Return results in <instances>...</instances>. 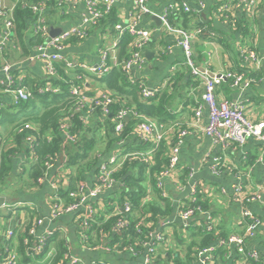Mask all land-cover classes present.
Listing matches in <instances>:
<instances>
[{"label": "crops", "instance_id": "0c3cea01", "mask_svg": "<svg viewBox=\"0 0 264 264\" xmlns=\"http://www.w3.org/2000/svg\"><path fill=\"white\" fill-rule=\"evenodd\" d=\"M116 1L118 20L128 24L132 20L129 17L132 8V5H129L130 1ZM205 1L207 3V8L203 11L199 9L195 2L189 0L193 12L190 13L191 16L188 18V21L184 19V17L178 16L181 12H176L178 14L176 17L172 18V22L174 25L184 27L189 31L195 30L198 24L205 22L207 24L205 27L207 33L212 30L216 32L215 36L208 38L196 37L195 57L197 63L199 64V62H202L203 65L199 64V66L204 69H209L214 74L227 72L249 73L250 77L254 79V83L247 91L242 92L236 90L232 87V82H228L218 89V95L224 99L246 105L248 117L257 124L264 123V0H261L259 3V9L255 15L256 17L245 16L252 29V38L247 41L246 44L242 41L240 34L235 32V26L226 19L228 17H219L214 12V8L217 6L218 2H216V0ZM235 1L236 0L231 1V5L234 10H237V2ZM14 3V0H6L7 6H11ZM150 6L157 12L161 11V8H159L160 4L151 3ZM85 10V0H64L61 6L51 5L47 12V18L51 26V34L52 32L61 34L69 28L79 25ZM192 13H198V16L196 17ZM236 18L239 19L238 16H236ZM1 22L2 20H0V26ZM141 24L143 27L153 31L152 41L144 51L146 59L144 69L133 71L130 77H127V82L131 85H137V83L142 82L150 90L159 88L160 93L155 97L158 100L161 98L163 99L167 94L171 97L169 98V102H167L166 98V107L168 110L166 117L168 121L163 124L168 128L174 127L167 136L168 141L165 140L170 153L171 141L169 142V140L175 141L174 135L178 130L191 127L194 121V108L202 101L204 88L200 82L191 76L189 69L185 65L184 57L180 49H175L172 52L167 51V46L173 42V39L165 32V29L162 27L163 25L161 27L157 26L150 16H145ZM207 28H209V30H207ZM26 35L27 38L33 37L32 27H30ZM115 40L116 31L114 27H112L110 23H103L91 31L90 37L85 42L79 43L73 41L67 47L65 57L73 62H85L88 65L97 64L101 48H111ZM121 42L116 49L111 51L110 75L115 72L120 74L122 71L119 68V64L131 54L132 45L129 44L127 49H124L123 46H121ZM249 49H255L262 58L259 67L250 66L247 68L248 65L244 62V53ZM11 53H13V60L11 63L17 66L16 73L22 72L25 74L26 82L34 81L42 85V83L45 84L48 81L44 63L38 59L31 60L32 57H35V49L34 51L32 50V56L27 57H23L24 51H22L21 48L16 49L14 47ZM2 63L0 59V65ZM68 75L73 76V73H68ZM2 79L3 76L0 75V81ZM100 79L102 78L95 76L87 77L85 81L86 95L97 96L102 92H107L113 95L119 103L121 102L122 106L131 108L137 107L138 100L135 99L131 93H121L123 88L125 89L122 80H120V83L118 82L116 89H112L109 84L101 82ZM138 99L143 102V98L140 94L138 95ZM36 105L40 106V104L37 103ZM13 106L18 108V106L14 105L12 98L5 92V89L0 84V108L8 109L12 107L10 113L15 117H19L17 121H21V123L24 122L25 119L28 118V113H21L18 109L13 108ZM145 118L148 121L155 122L147 116H145ZM91 119L92 122L99 121V114L92 116ZM204 120L205 122L207 121L206 115ZM30 124L33 128H37V126L33 125L34 123L30 122ZM13 125L14 124L9 123L0 124V157L3 153L18 148L15 142V133L18 132L14 129L15 125ZM130 143L138 145L140 141L133 139ZM23 146L29 147L26 142H24ZM158 146L159 145H157V147ZM111 148H113V146ZM106 149L107 144L101 153H104ZM141 151L151 153L150 162L153 165V150ZM98 153L99 152H97V154ZM169 153H167V157ZM178 153L179 169L174 175L163 180L164 191L167 193L165 199L169 200L174 211L173 214L169 216L171 223L168 226L170 227L168 231V240L165 244L159 245L158 254L161 255V252L165 253L169 250L178 251L177 248H183V251L179 252H185L187 250L186 242L181 243L180 240L183 238L187 240L191 239L192 241L197 238V240H199L201 238L198 234L199 230L202 229L203 231L206 227V221L203 215H199L195 220L188 223L187 226H185L179 218L175 217L176 209L185 208L192 200L189 185L199 187L198 196L202 195L203 201L209 204V208L206 210L212 214L213 220L211 224L214 227L215 236L218 237L221 233L225 232L228 235L234 233L248 235V227L252 224L251 222L258 221L260 225L257 236L250 242L252 247L264 253V144L256 139H251L243 148L234 149V147H229L224 150L221 145L214 144L211 139L204 136L200 131H193L185 138L184 143L179 147ZM104 157L102 159L99 158L100 163L105 160ZM214 158H220V164L224 170V173L220 176H215L211 172L210 166ZM13 159L14 165L16 166L15 173L24 174L22 177H11L12 179H18L14 187L13 185L10 186L13 190L18 189L17 196L15 195V197L11 198V196H7L6 193L1 195L12 199V201L10 204L0 208V241L7 242L8 231L13 230L15 235L11 243L13 246H17L18 233L25 232L26 226L30 224L32 220L35 222L38 219H44V222L39 225V234L52 233V235H55L59 233L61 237H65L72 244L71 249L75 256L84 261V264H96L97 262L133 264V262H135L130 254H108L104 251L94 252L82 245L80 229L76 219L77 214L74 216H64L60 220L54 222L51 219L52 204L50 199V183L44 184V186L39 189H28L27 192L26 184L29 180L27 173L28 168H26L22 162L25 161V154L21 156L17 153ZM63 162L64 160H61L56 166L51 174L52 178L64 174L61 172ZM21 164L25 167L21 166ZM24 168L26 171L23 172L22 170ZM192 171H194V177L190 176ZM94 179L95 176L93 175L88 178L89 185L93 183ZM20 181L23 184L19 183ZM68 185V180H64L61 184L62 187H67ZM179 185H182L184 189L179 190ZM7 187L4 188V191L10 189L9 186ZM149 187L153 188L149 202L160 201L162 198L161 191L157 189V187L155 191L151 184L148 185L147 191ZM238 188L242 189L240 193L241 202H236L234 200ZM119 191V189L115 188L101 198L111 197L115 199ZM257 193L263 195L260 202L250 203L247 201L249 197ZM107 209L108 207L104 204L100 205L101 211L105 212ZM245 210H248V212L250 211L254 219L250 217L243 219ZM193 230H195L196 236H193ZM51 254L52 253H50L49 256ZM165 255L164 258H166L168 254ZM43 260L47 262L46 258ZM43 260H37L36 264H44L45 262L43 263Z\"/></svg>", "mask_w": 264, "mask_h": 264}, {"label": "built area", "instance_id": "2783aa9c", "mask_svg": "<svg viewBox=\"0 0 264 264\" xmlns=\"http://www.w3.org/2000/svg\"><path fill=\"white\" fill-rule=\"evenodd\" d=\"M129 5H132L129 17L131 22L126 24L124 21H119L114 29L116 31V40L111 48H101L100 57L97 64L88 65L85 62H73L69 61L65 57V51L67 47L73 42L79 43L85 42L91 35V31L99 27V23L108 15H110L114 8H116V0H85V13L82 16V21L79 25H75L68 30L62 32L55 38L51 34V26L47 18V7L49 3H56L61 6L64 0H37L30 4V9L34 12L36 20L32 27V34L34 36H40L43 39V43L35 48V57L31 60H41L45 65L48 81L39 87L38 93L40 95L46 94H62L63 87L57 84L55 81L60 80L64 82V78L59 75V67L63 68L69 78L65 83L70 84V99L76 100L78 107L76 111L86 110L85 116L82 120L85 125L92 124V116L99 114V122L103 124L107 123L108 119L113 120L114 133L118 136L122 135L127 127L129 121H135V127L130 137L140 141V143H153L160 145L163 141L167 140L168 134L171 133L172 128H168L165 125H159L155 122L148 121L144 115H141L136 108L124 106L120 108L117 113H114L111 109L113 105L119 103V101L107 92H102L97 96L86 95L85 81L89 76H95L103 78L111 73L110 57L111 51L116 49L125 36L132 38V51L128 58L123 60L119 64V68L126 77H130L131 73L135 70H143L145 67L146 59L144 51L146 47L150 45L152 41L153 31L142 26V21L145 16H157L161 19L162 27L165 32L168 33L173 42L167 46V51L172 52L175 49H180L184 57L185 65L189 69L191 76L203 85L204 93L202 101L194 108V121L191 127L188 129L178 130L174 135L175 141L169 140L171 151L169 156L168 166L157 175L156 187L161 191V197L166 198L167 193L164 191L163 180L174 175L179 169V147L184 143L185 138L193 131H200L204 136L211 139L214 144L221 145L223 149L234 147V149L245 147L251 139H256L264 144V123H255L247 115L246 105L233 102L224 99L218 95V89L225 83L232 82V87L242 92L247 91L252 87L254 79L250 77L249 73H235L227 72L222 74H214L209 69H204L197 63L195 57V40L197 36L206 32V28L197 27L195 30H186L183 27H178L172 22V17L176 12L184 11L185 13L193 12L189 0H129ZM195 2L200 10L205 11L207 3L205 0H191ZM233 0H216L217 6L214 8V12L219 16L228 17L231 22H236L239 15L246 17H256V13L259 9V3L261 0H236L237 10H234L231 5ZM20 0H17L11 6L6 5V0H0V59L3 62L0 65V75L3 79L0 81L1 86L5 89V92L12 98L14 105L22 106L33 99L34 91H32L26 82V75L22 72L16 73L17 66L2 59L3 54L8 50V47L13 44L11 40L13 28H14V10ZM22 3L28 5V0H22ZM160 4V12L153 9L150 4ZM233 3V2H232ZM232 14V16L229 15ZM198 14V13H195ZM233 19V21H232ZM264 21V16H263ZM215 31H210L207 34L215 36ZM244 62L247 68L250 66L259 67L262 62V58L259 56L255 49H249L244 53ZM204 70V71H203ZM68 73H73V76H69ZM61 77V78H60ZM140 96L143 101L147 102L150 99L156 97L160 91L158 89L150 90L144 83H137ZM85 105V107H84ZM205 115L207 121L205 122ZM96 117V116H95ZM65 119L61 128L66 131L67 121ZM129 120V121H128ZM23 123V122H22ZM17 128L18 133L24 132L25 129L35 130L30 122H27L25 127ZM103 135L106 134V128H102ZM66 137L71 142H76L75 136L66 134ZM80 138V136L78 137ZM27 144L34 153L35 146L32 137L26 139ZM129 139L122 138L117 144L113 145L110 151L99 153L98 158L103 160L99 164V173L96 176L95 184L89 185L87 190L82 187L78 193L72 194L73 198H80V201L76 204L67 205L64 201L58 197L57 192L62 188L61 184L64 180H70L67 173L69 171L61 170V177L51 176L52 172L59 164L47 163V171L45 177L38 179L39 184L50 183L52 187L51 193V219L55 222L60 220L64 216H74L77 214L79 218L87 220L84 215H79L81 211L87 212L89 215L94 213V209L90 205L91 200L100 199L103 195L116 189L125 187L121 178L117 177V174L123 169L125 163L129 160L141 159L144 162H150L149 152H124V146ZM168 141V140H167ZM63 159V158H62ZM61 159V160H62ZM99 159V160H100ZM65 161V159H64ZM211 172L215 176H220L224 173L223 167L220 164V158H214L210 166ZM56 176V175H55ZM194 177V171L190 174ZM97 183V184H96ZM182 185L178 186L179 190L184 189ZM191 192L190 203H195L199 194V187L189 185ZM241 188H238L235 194L234 200L241 202L240 197ZM153 188L149 187L146 198L142 201V206L149 203ZM263 198L261 193H257L247 199L248 202H260ZM114 210L101 211L105 218H108L111 213H118L120 207L114 206ZM111 209V208H110ZM122 210L126 212L132 211L131 202L128 197L125 200ZM199 215H203L206 221V227L209 231H213L214 227L211 224L213 217L210 212L202 210L201 207H185L176 209L175 217L179 218L182 223L187 226L188 223L195 220ZM252 218L251 212L245 210L243 213L244 218ZM44 222V219H38L36 224L29 230V235L40 242L37 247V254H41L43 251V243L47 236H53L52 233L40 235L38 232L39 225ZM171 221L168 218H164L158 222L157 227L151 234V242L145 245V250L142 254H138L132 248L125 247L123 250H119L118 246L113 249L105 246L94 245L89 242L90 236L86 234H80L82 245L87 249L105 253H120L130 254L135 262L133 264H155L158 254V247L161 244H165L168 240V227ZM148 226H152L150 223H145ZM259 222L255 221L248 228V235L232 234L226 239L217 237L214 244L209 247H205L197 250V264H218V252L221 248L228 249L230 252L225 256L227 258L232 257L235 254V259H230V264H264V253L251 246V242L257 236L259 229ZM84 229L89 228V223H83ZM119 229V228H117ZM14 231L9 230L7 233L8 241L14 238ZM29 241L26 240V244ZM51 256V255H50ZM66 264H84V261L78 259L75 254L67 255ZM262 260V262H261ZM17 261V255L12 254L8 258V264H15ZM105 262H97L96 264H103ZM109 264V263H108Z\"/></svg>", "mask_w": 264, "mask_h": 264}, {"label": "trees", "instance_id": "16d2710c", "mask_svg": "<svg viewBox=\"0 0 264 264\" xmlns=\"http://www.w3.org/2000/svg\"><path fill=\"white\" fill-rule=\"evenodd\" d=\"M16 1L17 0H14V2ZM35 1L37 2V0H28L29 3L26 6L22 3V0L17 4L14 10V28L11 36L13 44L8 47L2 59L11 62L13 60V53L11 52L14 47L16 49L21 48V50L24 51L23 57L32 56V50L34 51L36 47L43 43V39L40 36L27 38L26 35L30 27H33L36 20L34 12L30 9V4ZM51 5L57 4L53 2L49 3L47 12ZM177 14L178 13L172 18L176 17ZM192 14L196 17L198 16L195 13ZM229 15L232 16L230 13ZM178 16L184 17V19L188 21L191 14L181 11ZM118 22L117 10L114 8L113 12L99 23V26L103 23H110L112 27H115ZM236 22H231V24L235 26V32L240 34L242 41L246 44L247 41L252 38L250 24L242 14L239 15V19H237ZM197 26L205 28L207 24L203 22ZM207 30H209V28H207ZM200 37L208 38L211 37V35L204 32ZM131 43L132 38L130 36H125L121 42V46L127 49L128 45ZM59 75L64 78V82L60 80L55 82L63 87L64 92L62 94L40 95L38 89L44 83L41 85V83L28 81L27 85L34 91L33 99L21 107L17 108L13 106V108L18 109L21 113H28V118L22 123V127H25L27 122H32L37 128L35 130L25 129L22 133H15V142L18 148L3 153L0 157V186L6 184L7 178L22 177L24 174L15 173L16 166L14 165L13 157L16 156L17 153L21 156L25 154L24 160L26 162H22L26 168H28L27 173L29 180L26 184L27 192L28 189L41 188L42 185L38 183V179L45 177L47 163H56L65 157L63 169L69 171V173H67L70 177L69 185L67 187H62L57 194L58 197L69 206L80 201V198H73L72 194L78 193L81 187L87 190V188H89L88 178L91 175L96 178L99 173L100 162L98 154L100 152L97 154L98 151H96L99 145L106 143L107 149L105 152H108L111 150V147L121 141L122 138H127L129 141L128 144L124 146L125 153L152 149L154 154L153 165L151 162H144L141 159L127 161L123 169L117 174V177L122 179L125 187L119 189L120 191L116 195V198L104 197L100 200H91L90 204L92 208L99 210V212L96 215L94 213L89 215L87 212L81 211L79 215H84L87 217V220L81 219L79 216L76 217L77 221H79L80 234L82 233L88 235V237L90 236L89 242H92L94 245L105 246L110 249L118 246L119 250L129 247L134 249L136 253L142 254L145 250V245L151 242V234L157 227L158 222L171 216L174 211L169 200L161 197L160 201L149 202L142 206V201L147 196L148 185H153L156 191V175L169 164V159L167 157L169 147L166 141H163L158 147L155 144L149 143L146 144L141 142L138 145L130 143V141L133 140L130 135L134 130L135 121H129L124 133L120 136L114 133L112 119L107 120L105 127L99 121H93L89 126L85 125L82 117L85 116L86 110L84 109L79 113L76 111L78 107L77 101L70 99V84L65 83V81L69 80L66 71L59 67ZM100 80L101 82L109 84L112 89H116L118 82L120 83V80H122L125 89L123 88L121 93H131L134 98L138 100L136 109L141 115L147 116L159 125L167 123L168 119L166 116L168 110L166 107V98L167 102H169V98H171L168 94L165 95L163 99L161 98L162 101L154 97L147 102H142L138 99V87L129 84L123 72H120V74L117 72L112 75L109 74ZM36 103L40 104V106H37ZM123 107L124 106H122L120 102L113 105L111 109L114 113H117L120 108ZM11 109L12 107L8 109L0 108V124H14V129H17L21 125V121H17L19 117H15L10 113ZM65 119H69L66 123L68 126L66 131L61 128L62 124H65ZM19 128H21V126ZM102 128H106L105 135L102 134ZM66 134L75 136L76 140H79L71 142L66 137ZM79 136L80 138H78ZM29 137L35 139L34 145L36 146L34 153L28 146H23L24 142L27 143L26 139ZM24 165L21 164V166L25 167ZM63 169L61 168V170ZM22 171L24 172L26 169L24 168ZM60 177L61 175H59V178ZM93 183H95V180ZM23 191L26 192L25 190ZM0 192L2 191L0 190ZM16 193L18 194V191H16ZM127 197L131 202V212L122 210ZM101 204L111 208V211L114 210V206H118L120 207V211L118 213L112 212L108 218H105L100 210ZM186 207H201L202 210L207 211L206 209L209 208V204L203 201V196L201 195L197 197L195 203H189ZM36 222L37 220L35 222L32 220L30 224L26 226L25 232H16L18 233L17 246H13L11 243L13 239L7 242L0 241V264H8V258L12 254L17 255L15 264H34V261H41L45 258L47 262L44 264H66L68 262L66 256L74 255L71 249L72 244L65 237H61L59 233L53 236H47L43 243L42 253L39 255L37 254V247L40 245V242L29 235V230ZM84 222L89 223L90 227L84 229ZM145 223H150L152 226H148ZM198 234L201 238L199 240H197V238L190 242L185 252H176L174 250L166 251L165 254H168L167 257L163 258L162 255H158L155 264H197V250L209 247L214 244L217 239L215 230L211 232L207 227H205L203 231L200 229ZM228 236L229 235L225 232L221 233L218 237L226 239ZM26 240L29 241L28 244H26ZM185 241L186 239L184 238L180 240L181 243H185ZM228 252L230 251L225 248L219 250L218 264H230V259H235V254L227 258L225 254L227 255ZM50 253H52L51 256H49ZM162 253L164 252H161V254ZM103 264L108 263L105 262Z\"/></svg>", "mask_w": 264, "mask_h": 264}, {"label": "rangeland", "instance_id": "374dc122", "mask_svg": "<svg viewBox=\"0 0 264 264\" xmlns=\"http://www.w3.org/2000/svg\"><path fill=\"white\" fill-rule=\"evenodd\" d=\"M176 26H178V25H176ZM179 27V26H178ZM184 28V27H183ZM186 29V28H185ZM187 30V29H186ZM195 49H196V47H195ZM199 64L200 65H203V63L202 62H199ZM92 121V120H91ZM106 144V143H105ZM105 144H102V145H99V147L98 148H96V151H98V152H102L103 151V149H104V147H105ZM169 156H170V153H169ZM169 156H168V159H169ZM64 159H65V157H63ZM62 169H63V165H62ZM64 171H65V169H63ZM94 181V180H93ZM18 182V179H12L11 177L10 178H7V180H6V184L4 185V186H12L13 185V187L16 185V183ZM19 183H21V184H23L21 181L19 182ZM38 183H39V181H38ZM45 184H46V182H45ZM95 183H92L91 185L93 186ZM4 186H0V190L2 191V192H0V196L1 195H3L4 193H6V195L8 196H11V198L12 197H15V195L17 194L16 193V191L18 190V189H15V190H13V188H11L10 187V189H8L7 191H4V188H6V187H4ZM23 186V185H22ZM44 186V184H42V186L41 187H43ZM3 187V189H1ZM8 188V187H7ZM20 188V187H19ZM51 193H53L52 192V187H51ZM17 196V195H16ZM3 197V196H2ZM64 203H65V201H64ZM91 205V204H90ZM107 210H110V208H108ZM99 212V210H97V209H94V214L96 215L97 213ZM77 223H78V225H79V221H77ZM195 235V230H193V236ZM192 240L191 239H189V240H187L186 239V247H187V245L191 242ZM186 247H185V249H186ZM178 249V251H176V252H179V251H183V248H177ZM161 255H163V258L165 257V253H162ZM46 260H43V263L45 262ZM34 264H36V262L34 261Z\"/></svg>", "mask_w": 264, "mask_h": 264}, {"label": "water", "instance_id": "95a60500", "mask_svg": "<svg viewBox=\"0 0 264 264\" xmlns=\"http://www.w3.org/2000/svg\"><path fill=\"white\" fill-rule=\"evenodd\" d=\"M152 21H154L156 24H157V26H159V27H161L162 26V22H161V19L159 18V17H157V16H153L152 17ZM59 35V33L57 34H55L54 32H52V37L53 38H55L56 36H58ZM204 71V70H203ZM60 166V165H59ZM58 166V167H59ZM60 168V167H59ZM11 201H12V199H10V198H6V197H2V196H0V208H2V207H4V206H6V205H8V204H10L11 203Z\"/></svg>", "mask_w": 264, "mask_h": 264}, {"label": "clouds", "instance_id": "9594fccd", "mask_svg": "<svg viewBox=\"0 0 264 264\" xmlns=\"http://www.w3.org/2000/svg\"><path fill=\"white\" fill-rule=\"evenodd\" d=\"M62 160H64V158Z\"/></svg>", "mask_w": 264, "mask_h": 264}]
</instances>
